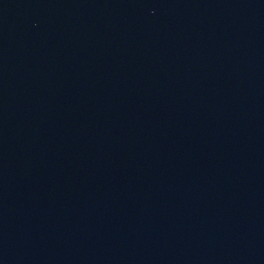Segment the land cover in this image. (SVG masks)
Listing matches in <instances>:
<instances>
[{
  "label": "water",
  "instance_id": "1",
  "mask_svg": "<svg viewBox=\"0 0 264 264\" xmlns=\"http://www.w3.org/2000/svg\"><path fill=\"white\" fill-rule=\"evenodd\" d=\"M0 264H264V0H0Z\"/></svg>",
  "mask_w": 264,
  "mask_h": 264
}]
</instances>
